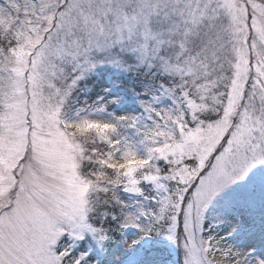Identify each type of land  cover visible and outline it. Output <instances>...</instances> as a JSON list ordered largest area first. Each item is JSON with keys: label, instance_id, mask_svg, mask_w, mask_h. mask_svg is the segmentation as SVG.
<instances>
[{"label": "snow or ice", "instance_id": "6c2138e0", "mask_svg": "<svg viewBox=\"0 0 264 264\" xmlns=\"http://www.w3.org/2000/svg\"><path fill=\"white\" fill-rule=\"evenodd\" d=\"M114 46L179 77L163 89L173 106L145 104L151 123L143 125L134 115L93 118L102 103L65 118L86 68L124 67L112 56L89 58L93 48ZM208 110L215 118L205 123L199 117ZM122 128L140 134L143 155ZM86 138L106 150L86 149ZM85 156L96 166L88 175L80 172ZM257 160H264V0H0V264H82L85 253L56 244L85 230L110 238L88 222L97 192L120 206L119 229L132 225L141 236L167 226L174 240L182 214L186 264H264L251 249L199 235L213 197ZM141 181L155 186L156 203L131 209L117 186L141 193Z\"/></svg>", "mask_w": 264, "mask_h": 264}, {"label": "rangeland", "instance_id": "374dc122", "mask_svg": "<svg viewBox=\"0 0 264 264\" xmlns=\"http://www.w3.org/2000/svg\"><path fill=\"white\" fill-rule=\"evenodd\" d=\"M109 56L117 58L124 67L102 62L96 63L91 69L86 68L70 93L64 109L65 118L71 119L77 112H90V106L102 103L103 111L92 112L93 118L107 120L118 115H134L140 118L143 125L151 123L148 120L149 113L145 111V104H150L156 109L173 106V98L163 95V89L178 83V76L158 70L155 63L140 62L138 53L119 46L108 49L93 48L89 54V58L94 60H103ZM66 71L71 72V65L66 66ZM89 81L96 84L97 91L91 93L94 87H89ZM180 107L183 108L182 105ZM208 113L213 114L211 119L215 118V113L211 110L201 114ZM185 118L190 122L189 114H186ZM120 134L129 139L141 155L144 154L145 144L141 143V136L135 129L122 128ZM81 143L86 149L96 147L106 150L104 142L98 138L95 145L91 138H86ZM210 160L214 162V154L210 155ZM188 163L194 166L195 161ZM87 164L91 166L88 167ZM156 165L162 169V174L169 168L168 162L162 159L157 160ZM93 167L96 166L85 156L81 161L80 172L88 175L93 171ZM208 171L210 166L206 164L200 175H207ZM198 183L199 180L194 178L193 184L185 193L187 199L191 198V193L195 191ZM167 184L170 190L176 187L173 181H168ZM140 187L142 195L121 188L119 200L124 201L131 209L138 204L148 207L154 205L157 194L155 186L151 182L141 181ZM95 194H92L93 200H99ZM110 202L117 206L119 215L120 206L115 201ZM88 222L107 231L101 224L90 221V214ZM200 225V236L206 238L212 235L234 250L251 249V256L264 257V160L254 161L240 179L225 185L213 197L203 213ZM117 229L119 238L112 243H109L110 238L101 241L87 230L78 238L63 233L57 240L56 249L63 250L71 246L70 255L79 256L85 253L83 260L92 257L87 264H186L187 249L184 244L187 234L184 231L182 214L177 217L174 240L168 238L167 226L158 228L147 236H141L139 229L132 225L121 230L117 223ZM84 237L88 239L86 238L81 250L73 254V247Z\"/></svg>", "mask_w": 264, "mask_h": 264}, {"label": "trees", "instance_id": "16d2710c", "mask_svg": "<svg viewBox=\"0 0 264 264\" xmlns=\"http://www.w3.org/2000/svg\"><path fill=\"white\" fill-rule=\"evenodd\" d=\"M87 84L89 85V87H92V88L94 87L91 93L94 91H97L96 90L97 86L93 81H89L87 82ZM212 115L213 114L211 113L201 114L200 118L201 119H211ZM87 165L88 167L91 166V164L90 165L87 164ZM117 189L119 190V187H117ZM118 190H117V193H118ZM109 195L110 194L108 193H100V192H97L95 194L96 198H98L99 200H102V202L96 205L92 214L90 213V221L99 223L101 224L102 227L106 228L107 231L105 233L107 236L110 237L109 243H112L116 241V239L119 238L118 229H117V221L113 219V216H118V210H117V206L112 205V203L110 202ZM105 200H107L108 202L107 203L103 202ZM86 238L87 237H85V239L80 240L79 244L73 247V254H76L79 250H81L82 246L86 242ZM91 258L92 257H87L86 259L82 261V264H84L85 260H89Z\"/></svg>", "mask_w": 264, "mask_h": 264}, {"label": "clouds", "instance_id": "9594fccd", "mask_svg": "<svg viewBox=\"0 0 264 264\" xmlns=\"http://www.w3.org/2000/svg\"><path fill=\"white\" fill-rule=\"evenodd\" d=\"M200 120H203L205 123L209 122L208 120H204V119H200ZM197 164H198V161H195L194 166H192V165L189 164V165H187V167L192 168V167H195Z\"/></svg>", "mask_w": 264, "mask_h": 264}]
</instances>
